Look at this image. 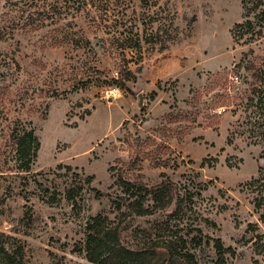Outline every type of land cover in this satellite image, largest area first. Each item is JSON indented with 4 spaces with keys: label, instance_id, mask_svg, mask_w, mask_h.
<instances>
[{
    "label": "rangeland",
    "instance_id": "obj_1",
    "mask_svg": "<svg viewBox=\"0 0 264 264\" xmlns=\"http://www.w3.org/2000/svg\"><path fill=\"white\" fill-rule=\"evenodd\" d=\"M123 67L134 78L113 83ZM263 79L264 0H0V242L20 264H88L100 214L96 230L131 249L264 264L251 124L264 115L250 106ZM18 123L40 142L28 172L15 167ZM163 180L173 201L136 215L138 185Z\"/></svg>",
    "mask_w": 264,
    "mask_h": 264
},
{
    "label": "trees",
    "instance_id": "obj_2",
    "mask_svg": "<svg viewBox=\"0 0 264 264\" xmlns=\"http://www.w3.org/2000/svg\"><path fill=\"white\" fill-rule=\"evenodd\" d=\"M117 73L119 75L111 79L113 83H119L122 85V79L131 80L134 78L132 72L126 67H123ZM92 82L91 77L81 79L79 80L80 84H73L71 90L75 91L84 89ZM250 106L253 108L252 112H263V114H260L259 116L264 115V79L258 83L254 82L251 84ZM257 123H251L254 129L260 131L259 134L255 136V139L256 142L259 141V143L264 146V124H262V121L260 122L259 118ZM11 136L14 143L16 170L20 172L30 171L40 147L39 139L32 128L19 123L11 129ZM261 157L264 158V150L261 153ZM68 169L70 168L68 167ZM89 179L90 178H88V180ZM254 182H257V179H252L249 184ZM114 183L118 186L126 184L121 176H118ZM130 186L129 183L128 185L126 184L127 191H129ZM137 189L140 191L143 190V194H139V192L136 198L131 200L129 204L136 215L150 214L155 208L163 209L168 206L175 197V191L172 184L167 182V180H163L153 188L138 185ZM131 195L134 196V193L132 192ZM149 199L154 201V203L145 206L143 202ZM104 221L105 217L98 214L93 217L92 222L88 224V227L91 230L86 236L83 249L88 264H185L173 256L171 250H169L170 248L157 250L154 248L131 249L126 247L120 242L116 228H111L103 233L96 230L97 225H101ZM1 235L2 233H0V236ZM216 243L217 248L221 249L222 245L220 241L216 240ZM186 256L189 262L193 263V256L189 253H186ZM0 264H20V260L18 261L16 255L12 251H9L7 246L1 242ZM256 264L262 263L256 262Z\"/></svg>",
    "mask_w": 264,
    "mask_h": 264
},
{
    "label": "built area",
    "instance_id": "obj_3",
    "mask_svg": "<svg viewBox=\"0 0 264 264\" xmlns=\"http://www.w3.org/2000/svg\"><path fill=\"white\" fill-rule=\"evenodd\" d=\"M113 91L116 92V95H115L116 97L121 96V93L117 88H114Z\"/></svg>",
    "mask_w": 264,
    "mask_h": 264
},
{
    "label": "water",
    "instance_id": "obj_4",
    "mask_svg": "<svg viewBox=\"0 0 264 264\" xmlns=\"http://www.w3.org/2000/svg\"><path fill=\"white\" fill-rule=\"evenodd\" d=\"M139 101H138V105H141L142 104V95L141 94H139Z\"/></svg>",
    "mask_w": 264,
    "mask_h": 264
}]
</instances>
